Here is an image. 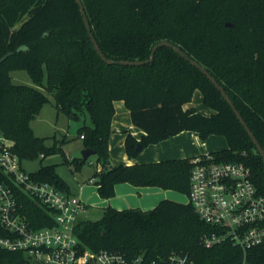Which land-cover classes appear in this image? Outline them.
Listing matches in <instances>:
<instances>
[{
    "label": "trees",
    "instance_id": "obj_1",
    "mask_svg": "<svg viewBox=\"0 0 264 264\" xmlns=\"http://www.w3.org/2000/svg\"><path fill=\"white\" fill-rule=\"evenodd\" d=\"M82 2L107 58L145 60L161 40L178 45L224 87L264 148V0ZM15 69H27L35 85L14 83ZM196 89L211 114L184 107ZM46 92L53 93L57 109L69 119L89 115L91 123H83L78 136L97 155L93 182L102 198L113 197L120 182L190 192L192 158L112 163L108 141L116 100H124L133 124L144 131L141 137L127 132L130 158L184 130L203 140L224 135L227 146L211 152L214 159L244 161L264 194V160L245 127L212 81L174 49L160 47L154 60L143 65L108 64L96 51L76 0H0V131L21 161L62 149L46 145L30 125L49 100ZM66 161L75 167L85 162L81 157ZM30 173L69 192L55 164H41ZM0 184L15 187L31 225L54 223L49 210L13 185L1 168ZM210 231L191 202L169 198L149 210L110 206L100 219H82L76 226L81 242L93 251L147 260L179 251L189 253L195 264H264V245L246 251L229 242L206 247L200 238ZM0 264L36 263L22 251L0 247Z\"/></svg>",
    "mask_w": 264,
    "mask_h": 264
},
{
    "label": "built area",
    "instance_id": "obj_2",
    "mask_svg": "<svg viewBox=\"0 0 264 264\" xmlns=\"http://www.w3.org/2000/svg\"><path fill=\"white\" fill-rule=\"evenodd\" d=\"M12 144L0 134V168L13 185L49 210L54 223L31 225L15 187L0 184L1 248L22 251L36 264H195L186 252L172 251L166 257L147 260L142 255L130 257L84 246L76 233L85 208L83 200L53 183L33 178L23 169ZM191 162L189 202L212 227L201 235V243L211 247L229 242L243 251L264 245V194L253 180L251 167L244 161L216 160L211 152L197 155Z\"/></svg>",
    "mask_w": 264,
    "mask_h": 264
},
{
    "label": "crops",
    "instance_id": "obj_3",
    "mask_svg": "<svg viewBox=\"0 0 264 264\" xmlns=\"http://www.w3.org/2000/svg\"><path fill=\"white\" fill-rule=\"evenodd\" d=\"M198 91L201 93L203 106H206L203 102L202 92L199 89H196L192 101L186 103L184 106L185 108L195 107L198 112H201L193 103L195 94ZM206 108H208L209 111L205 110L207 112L201 113L211 114L213 112V109L210 107L206 106ZM84 119H86L85 123L90 124V121L86 116ZM128 131L137 137H141L144 134L143 130L133 124L131 112L127 108L124 100H116L115 113L111 123V134L108 141L111 161L114 164H134L172 158H193L200 154L216 151L211 148L208 143L202 141L203 139L197 132L184 130L157 143L149 144L137 157L130 158L126 153L124 144ZM90 179H93V176L90 177ZM79 186L78 192H74L69 188V193L79 196L83 200L85 203L83 212L88 210L87 205L89 203L102 208L104 211L105 208L110 206L119 210L126 208L149 210L154 208L166 197H174L173 191L168 189L158 186H135L129 182L117 183L115 186L116 193L111 198H102L99 195L97 186L94 182H92V185L90 186L85 183Z\"/></svg>",
    "mask_w": 264,
    "mask_h": 264
},
{
    "label": "rangeland",
    "instance_id": "obj_4",
    "mask_svg": "<svg viewBox=\"0 0 264 264\" xmlns=\"http://www.w3.org/2000/svg\"><path fill=\"white\" fill-rule=\"evenodd\" d=\"M12 80L14 83L35 85L31 74L27 69H15L11 72ZM44 83L46 82V73L43 76ZM42 90H45L43 86H39ZM49 100L45 102L40 109L39 113L31 119L30 125L37 136L45 138V144L48 146L56 145L57 148H62L53 153L45 155L41 159L39 157L33 159H24L21 161L22 167L27 172H35L39 169L41 164H55L57 173L68 183L69 188L78 192L79 185L85 183L88 186L92 185L95 178L90 179L97 170V155L92 154L84 163L75 167L72 162L66 161L65 153H68L72 158H82V150L84 148L83 140L78 136V128L85 123L86 119L90 121L89 115H85L80 120L69 119L68 116L59 111L54 103V95L51 92H46ZM194 105L201 112H207L206 106H203L201 100V93L198 91L195 94ZM205 141L215 150L223 149L227 146V140L224 135L213 134L209 136ZM173 191L174 197H166L179 202H188L189 198L186 194L175 190ZM178 198V199H177ZM85 212H81L80 219H100L104 210L100 207H96L92 203L87 205Z\"/></svg>",
    "mask_w": 264,
    "mask_h": 264
},
{
    "label": "water",
    "instance_id": "obj_5",
    "mask_svg": "<svg viewBox=\"0 0 264 264\" xmlns=\"http://www.w3.org/2000/svg\"><path fill=\"white\" fill-rule=\"evenodd\" d=\"M76 1H77V3L80 6V10H81V13H82V16H83L84 23L86 25L87 31H88V33L90 35L91 41H92L96 51L101 56V58L105 62H107L108 64L143 65V64L149 63V62L154 60L155 53L160 47L169 46L172 49H174L176 52H178L181 56H183L186 60H188L191 64H193L198 69H200L212 81V83L216 86V88L224 96L226 101L230 104V106L232 107L233 111L235 112L237 118L240 120V122L245 127L246 131L248 132L249 136L251 137V139H252L257 151L259 152V154L262 156V158L264 160V148L260 144L259 140L256 138L255 134L252 132V130L250 129V127L248 126V124L246 123V121L244 120V118L242 117V115L240 114L238 109L236 108L235 104L233 103L232 99L230 98L229 94L226 92L224 87L207 70V68L205 66L201 65L199 62H197L196 60L192 59L178 45H175V44H173L172 42H170L168 40H161L158 43H156L153 46V48H152L151 56L148 59H145V60L130 61V60H112V59L107 58L105 56V54L103 53L102 49L100 48L98 42L96 41L95 36L92 33V28H91L90 22L88 20V17H87V14H86V11H85V8H84V4H83L82 0H76ZM226 25H231V23L227 22ZM0 134H2L1 131H0ZM92 154H95V151L93 149H91L89 147H84V149L82 150V158H83V160H87Z\"/></svg>",
    "mask_w": 264,
    "mask_h": 264
}]
</instances>
